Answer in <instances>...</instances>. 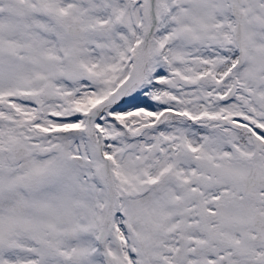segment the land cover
<instances>
[{
	"label": "snow or ice",
	"instance_id": "obj_1",
	"mask_svg": "<svg viewBox=\"0 0 264 264\" xmlns=\"http://www.w3.org/2000/svg\"><path fill=\"white\" fill-rule=\"evenodd\" d=\"M0 264H264V0H0Z\"/></svg>",
	"mask_w": 264,
	"mask_h": 264
}]
</instances>
